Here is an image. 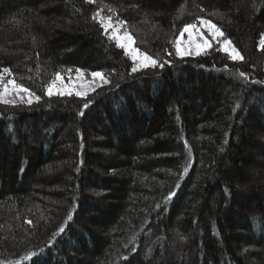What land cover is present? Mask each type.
Instances as JSON below:
<instances>
[{"label":"trees","instance_id":"trees-1","mask_svg":"<svg viewBox=\"0 0 264 264\" xmlns=\"http://www.w3.org/2000/svg\"><path fill=\"white\" fill-rule=\"evenodd\" d=\"M201 18L243 60L177 56ZM262 35L264 0H0V69L40 97L0 104V264H264ZM78 69L108 82L45 95Z\"/></svg>","mask_w":264,"mask_h":264},{"label":"snow or ice","instance_id":"snow-or-ice-1","mask_svg":"<svg viewBox=\"0 0 264 264\" xmlns=\"http://www.w3.org/2000/svg\"><path fill=\"white\" fill-rule=\"evenodd\" d=\"M99 18V22L101 26L105 29L107 33L109 29H111V35L109 36L110 39H114L116 41L117 47H120L125 50V54L130 56L133 60V68L132 71L136 72L139 68L142 67H164L163 63H159L156 59H153L151 56L146 55L145 53L141 52L138 48L132 47V36L127 32L124 31L121 33V27L126 25V22L119 21V25H115L112 22V16L103 17L100 13L96 14V17ZM199 23L201 25L207 26L208 34L210 35L212 40H218L219 37H223L224 33L221 31L219 27L213 24L210 20L200 19ZM196 28L195 23L186 24L183 32H187L189 34V45L193 48V50L185 49L181 51L180 41L175 42L176 46V54L178 56H186V55H200L203 51H205L210 45L208 39L201 33L196 34V39H192L193 32L192 30ZM260 46L264 47V35L261 37ZM221 50L229 53V56L232 60H243V56L239 53V51L232 45L231 41L225 38L221 42ZM140 63H137V61ZM5 74L8 76H12V72L9 68L0 69V102L5 104H12L15 106L17 102L20 103H27L31 105L34 100L38 102L40 100L39 96H36L34 92H32L28 87L23 85L22 83H18L15 78L12 79H5ZM92 77H101V73L93 72L91 73ZM241 75H244L241 73ZM83 73L78 69L77 70V78L82 79ZM62 77L60 73L56 74L55 79L51 81V83L47 86V95L51 96L54 94V89L57 86V82L61 81ZM107 83V80H104ZM91 85L88 87H84L82 85L83 90L76 91V95L80 97H86L88 95V90ZM94 90V88L92 89ZM57 94L63 96L65 94L72 95V87L71 84L65 85L64 88L58 89ZM14 96L15 99H8V97ZM85 107L88 106V103H85ZM71 219V217H69ZM63 229H61L62 231Z\"/></svg>","mask_w":264,"mask_h":264},{"label":"rangeland","instance_id":"rangeland-1","mask_svg":"<svg viewBox=\"0 0 264 264\" xmlns=\"http://www.w3.org/2000/svg\"><path fill=\"white\" fill-rule=\"evenodd\" d=\"M101 15V14H100ZM101 16H103V15H101ZM104 17V16H103ZM98 19V21H99V18H97ZM204 20H209V19H204ZM211 21V20H210ZM213 24H215L217 27H219L216 23H214L213 21H211ZM100 23V22H99ZM101 24V23H100ZM113 24H115V25H119V23H113ZM196 24V28L195 29H193L192 30V32H193V35H192V39H196V34L199 32V33H201V34H203L204 36H205V38L206 39H208V41H209V47L205 50V51H203L202 53H204V52H206V51H208V50H210V49H212V48H216V47H218L220 50H221V42L226 38L225 37V35L223 36V37H219L218 38V40H212L211 39V37H210V35L208 34V31H207V26L206 25H201L200 23H199V20L195 23ZM220 28V27H219ZM184 29V28H183ZM183 29H182V31L181 32H183ZM105 30V29H104ZM111 29H109L108 30V32H107V34H108V36H110L111 35ZM120 31H121V33H123L124 31H127L128 32V30H125L124 28H122L121 27V29H120ZM222 31V30H221ZM181 32L179 33V35H178V37H177V39L175 40V42L176 41H180V46H181V51H183V50H185V49H189L190 51L191 50H193V48L192 47H190V45H189V43H188V41H189V34L187 33V32H184L183 33V35H181ZM223 32V31H222ZM129 33V32H128ZM130 34V33H129ZM131 35V34H130ZM132 36V35H131ZM113 42H115L116 43V41L114 40V39H111ZM231 43H232V45L239 51V49L233 44V42L231 41ZM132 47H136V48H138L137 47V45H136V41H135V38L132 36V45H131ZM120 48V47H119ZM122 49V48H121ZM139 49V48H138ZM140 50V49H139ZM123 51L125 52V50L123 49ZM141 51V50H140ZM221 51H223V50H221ZM141 52H143V53H145L144 51H141ZM175 52H176V46H175ZM223 52H225V51H223ZM201 53V54H202ZM225 53H227V52H225ZM239 53L241 54V52L239 51ZM146 55H148V56H151V55H149V54H147V53H145ZM227 54H229V53H227ZM242 55V54H241ZM178 56V55H177ZM186 56H198V55H186ZM130 57V56H129ZM152 57V56H151ZM179 57H181V56H179ZM184 57V56H183ZM131 58V57H130ZM153 58V57H152ZM154 59V58H153ZM131 60H132V58H131ZM237 60H239V59H237ZM132 62H133V60H132ZM137 63H140V61L138 60L137 61ZM148 68H152V66H148V67H142V68H139L137 71H139V70H144V69H148ZM83 73V72H82ZM99 73H101V72H99ZM61 77H62V80L61 81H58L57 82V86H56V88L54 89V94L53 95H51V96H49V95H47V88H46V90H45V95L47 96V97H56V96H61V95H59V94H57V90L58 89H61V88H64V86L65 85H69V84H71V87H72V95H75V96H77L75 93H76V91H81V90H83V88H82V85L84 86V87H88L89 85H91V87H89V90H88V95L89 94H91V93H93L97 88H99L101 85H104V84H106L105 82H104V80H106L105 79V77H104V75L101 73V77H92V75L90 74V73H83V77H82V79H78L77 78V72H70V73H66V74H61ZM6 80L8 79V78H5ZM55 79V78H54ZM21 82V81H20ZM26 86V85H25ZM26 87H28V86H26ZM29 88V87H28ZM94 88V90H92ZM31 90V89H30ZM32 92H34L35 93V95L36 96H39L38 95V93H37V91H34V90H31ZM63 96H71V95H67V94H65V95H63ZM80 97V96H79ZM8 99H15V97L14 96H10V97H8ZM36 101L34 100V102L33 103H35ZM0 104H5V103H2V102H0ZM17 104H25V105H29V104H27V103H20L19 101L17 102Z\"/></svg>","mask_w":264,"mask_h":264}]
</instances>
